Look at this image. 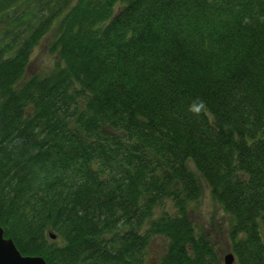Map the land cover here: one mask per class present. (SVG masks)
Listing matches in <instances>:
<instances>
[{
  "label": "trees",
  "instance_id": "trees-1",
  "mask_svg": "<svg viewBox=\"0 0 264 264\" xmlns=\"http://www.w3.org/2000/svg\"><path fill=\"white\" fill-rule=\"evenodd\" d=\"M0 20V225L22 255L147 264L161 238L155 264H213L189 215L206 186L236 264H264V0H0ZM43 40L55 62L30 71Z\"/></svg>",
  "mask_w": 264,
  "mask_h": 264
},
{
  "label": "rangeland",
  "instance_id": "rangeland-1",
  "mask_svg": "<svg viewBox=\"0 0 264 264\" xmlns=\"http://www.w3.org/2000/svg\"><path fill=\"white\" fill-rule=\"evenodd\" d=\"M0 20V28L3 27ZM45 41H41L31 55L30 71H42L50 68L55 62L54 57L46 52L44 47ZM170 206L165 205V210L170 211ZM190 219L197 232L204 231L208 234L211 245L216 257L213 264H224V256L228 252H232L227 241V230L230 223L229 217L222 212L218 205L214 204L211 199L210 192L206 186L203 187V195L201 199L192 204ZM162 210H157L156 217L161 214ZM165 249V241L161 238L152 241L146 258L147 264H155L163 255Z\"/></svg>",
  "mask_w": 264,
  "mask_h": 264
},
{
  "label": "water",
  "instance_id": "water-1",
  "mask_svg": "<svg viewBox=\"0 0 264 264\" xmlns=\"http://www.w3.org/2000/svg\"><path fill=\"white\" fill-rule=\"evenodd\" d=\"M50 238L53 240L55 236L50 234ZM223 260L224 264H236V259L232 252H228ZM0 264H46V262L40 256L22 255L13 240L4 237V230L0 225Z\"/></svg>",
  "mask_w": 264,
  "mask_h": 264
}]
</instances>
